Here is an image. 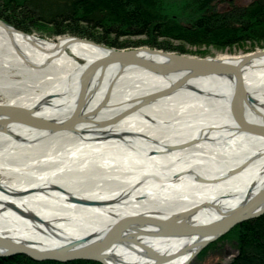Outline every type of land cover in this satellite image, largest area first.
I'll use <instances>...</instances> for the list:
<instances>
[{
  "label": "bare ground",
  "instance_id": "obj_1",
  "mask_svg": "<svg viewBox=\"0 0 264 264\" xmlns=\"http://www.w3.org/2000/svg\"><path fill=\"white\" fill-rule=\"evenodd\" d=\"M105 54L0 24V104L58 123L84 87L72 130L0 123V252L92 243L101 264H189L199 238L185 225L220 221L264 189V135L242 131L264 132V51L223 58L242 62L244 90L233 74L158 75L133 64L84 75ZM168 217V227L150 225ZM138 230L164 233L133 237ZM104 233L120 241L105 245Z\"/></svg>",
  "mask_w": 264,
  "mask_h": 264
},
{
  "label": "trees",
  "instance_id": "obj_2",
  "mask_svg": "<svg viewBox=\"0 0 264 264\" xmlns=\"http://www.w3.org/2000/svg\"><path fill=\"white\" fill-rule=\"evenodd\" d=\"M219 1L0 0V19L23 31L79 35L112 47L146 45L180 53L194 46L261 47L264 0L245 5L223 0L224 8L218 7ZM233 230L238 254L213 264H264V214ZM24 259L31 264H101L84 259L33 261L23 254L0 256V264H23Z\"/></svg>",
  "mask_w": 264,
  "mask_h": 264
},
{
  "label": "water",
  "instance_id": "obj_3",
  "mask_svg": "<svg viewBox=\"0 0 264 264\" xmlns=\"http://www.w3.org/2000/svg\"><path fill=\"white\" fill-rule=\"evenodd\" d=\"M0 24L9 28V26L2 20H0ZM100 48L104 49L106 51V54L103 57L96 59L95 61L88 64L87 67L85 68L84 75L93 71V69L97 68V66L104 67L112 63H118L120 65L133 64L142 67L143 69H146L151 73H155L158 75H168L182 70L184 71L187 70L189 71V74L194 76H203V75H212V74H219V75L233 74L236 78L235 87H239L241 88V90H244V86L241 80V72H240V67L242 62L233 65L229 63L226 59L187 57L185 55L164 52L156 49H150L147 47L132 48L128 50H114L105 47H100ZM255 54L257 53L247 54V56L244 57V60L252 58ZM149 56H156L159 59H153ZM83 89L84 87H81V92L79 93V96H77L73 111L62 122L55 123L44 119L41 120L40 118L34 116L31 110L29 113L28 110L23 108H19L12 105L0 104V115L8 114V117H2V116L0 117V123L3 124L6 121H17L38 127L42 125L43 127L49 128L54 131L66 130V129L72 130L73 129L72 126L79 119V109H81L84 98V96L82 95ZM237 94L236 91H234V97L231 100H234L235 95ZM37 122H39L40 124L39 125L36 124ZM242 131L246 133L255 132L264 135L263 131H258L257 129L242 128ZM263 192L264 189L262 187L251 198L246 199V197H244L241 205L228 210L224 218L220 221L215 220L208 224L194 225V226L190 224L189 225L186 224L185 234L188 236H196L197 238H199L197 240L195 239L192 245L187 247L189 248V250H193L192 255L198 254L200 250L204 248L208 243L214 241L215 239H217L218 237L229 231L234 225L242 221L252 218H257L263 215L264 214ZM128 218L130 219V217ZM170 219L171 217H168L167 219L162 221L150 219V225H154L157 226L158 228L163 229L170 225ZM170 228L171 227H169V229ZM110 231L111 228H109L105 233L109 234ZM163 233H159L158 231L145 232L142 230L132 232V234H134L133 237L134 236L136 237L137 235L158 236V235H163ZM106 234L99 238L101 242H105V245L108 243L109 244L118 243L117 242L118 238H116L117 236L116 237L114 236L113 238L111 237L107 238ZM93 237L96 238L95 234L91 238ZM91 246L92 243L86 246L84 249L75 250L73 252H67L61 249L39 251L35 249H27L18 246V249H7L3 252H0V255L19 252V253H24L35 260L52 259V260L64 262L71 259H88V260H97L100 262L101 257L99 253L87 252V248ZM149 253H151V251Z\"/></svg>",
  "mask_w": 264,
  "mask_h": 264
},
{
  "label": "rangeland",
  "instance_id": "obj_4",
  "mask_svg": "<svg viewBox=\"0 0 264 264\" xmlns=\"http://www.w3.org/2000/svg\"><path fill=\"white\" fill-rule=\"evenodd\" d=\"M236 4L240 5H245L249 3L252 0H232ZM225 3H223V0L219 1L218 7L219 8H224ZM2 20V19H0ZM3 21V20H2ZM5 22V21H3ZM10 28L14 29L15 31L22 32V33H28L30 35H33L35 37H39L48 41L54 40L60 36H69L72 38H77L83 41H86L90 44L97 45L99 47H105L109 49H114V50H128L132 48H139V47H147L150 49H156L164 52H169V53H177L181 55H185L187 57H195V58H216V59H223L225 57H235V56H240V55H246V54H253V53H258V52H263L264 51V41L261 43V47H254L253 49H248V45H243L239 47H231V48H218L215 46H194L187 48L185 53H180L178 51L174 50H168V49H162V48H157V47H150L146 45H139V46H129V47H112V46H107L103 43H98L93 40H90L86 37L82 36H77L73 34H63V35H57L54 37H51L48 35L49 33L43 31V30H31V31H23L21 29H18L7 22H5ZM42 29H45L44 27ZM5 98L0 94V100H4ZM249 220V219H248ZM246 221V220H245ZM244 222V221H242ZM240 222V223H242ZM238 223V224H240ZM236 224V225H238ZM236 225H234L231 229H233ZM231 229L215 239L214 241L208 243L204 248L200 250V252L192 259V261L189 264H213L216 262H227L230 261L234 256L238 254V248H237V240L235 237V232H231ZM236 229V228H235ZM236 231V230H235ZM20 254V253H19ZM22 255V254H21ZM26 255V254H24ZM28 256V255H26ZM29 257V256H28ZM31 258V257H29ZM33 261H44V260H52V259H42V260H35L31 258ZM76 259H71L68 261H73ZM88 260V259H84ZM23 264H31L29 261L27 262L25 259L22 260ZM56 261V260H53ZM64 261V262H68ZM62 262V261H61Z\"/></svg>",
  "mask_w": 264,
  "mask_h": 264
}]
</instances>
